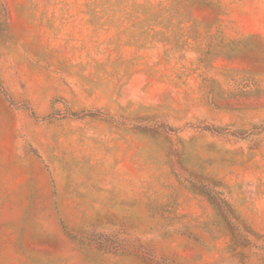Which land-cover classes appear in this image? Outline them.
<instances>
[{"label": "rangeland", "instance_id": "1", "mask_svg": "<svg viewBox=\"0 0 264 264\" xmlns=\"http://www.w3.org/2000/svg\"><path fill=\"white\" fill-rule=\"evenodd\" d=\"M0 264H264V0H0Z\"/></svg>", "mask_w": 264, "mask_h": 264}]
</instances>
